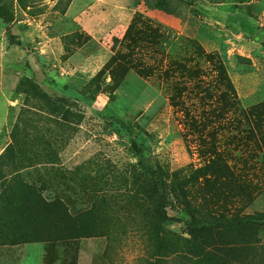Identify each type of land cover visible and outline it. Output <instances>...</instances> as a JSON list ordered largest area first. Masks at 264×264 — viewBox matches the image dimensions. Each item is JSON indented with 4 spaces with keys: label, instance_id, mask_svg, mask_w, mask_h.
Wrapping results in <instances>:
<instances>
[{
    "label": "rangeland",
    "instance_id": "1",
    "mask_svg": "<svg viewBox=\"0 0 264 264\" xmlns=\"http://www.w3.org/2000/svg\"><path fill=\"white\" fill-rule=\"evenodd\" d=\"M0 11V177L17 169L50 181L48 195L76 213L90 206L89 194L109 200L129 192L140 160L135 143L179 220L168 228L184 234L188 214L174 173L188 177L212 163L213 144L250 130L247 111L264 104V0L209 7L197 26L135 0H0ZM136 15L137 30L143 34L147 23L155 36L133 58L153 72L147 79L117 56ZM102 70L118 88L114 101L88 87ZM240 151L238 167L251 169L260 186L242 211L264 213L263 157L256 161L250 146ZM214 185L200 180L192 194L210 208L242 207L239 198L215 197ZM103 213L114 232L59 244L58 264L74 257L77 264H155L147 237L118 226L122 212ZM261 238L253 264H264V231ZM10 252L14 264L23 252V264H44L42 244L0 246V264H9ZM162 264L193 263L177 256Z\"/></svg>",
    "mask_w": 264,
    "mask_h": 264
},
{
    "label": "trees",
    "instance_id": "2",
    "mask_svg": "<svg viewBox=\"0 0 264 264\" xmlns=\"http://www.w3.org/2000/svg\"><path fill=\"white\" fill-rule=\"evenodd\" d=\"M144 5L147 11H158L180 20L190 26H197L204 18L207 8L223 4L237 7L253 0H135ZM0 11V17H4ZM143 23L136 15L122 42L118 58L134 69L142 78H149L153 72L133 64L139 48L154 43L152 27L146 23L143 34L137 30ZM138 50V51H137ZM100 71L91 79L88 87L100 89L116 99L117 86L107 83ZM247 117L252 128L217 140L212 163L194 170L188 177L181 172L174 173L175 192L182 200L188 214L184 221L185 233L177 234L168 228L169 223L179 222L168 212L167 193L152 176L147 157L135 143L139 164L132 173L129 192L123 198H91L90 206L73 213L69 204L61 196L48 195L52 183L41 181L30 172L14 169L0 181L11 176L0 191V246H20L45 244L44 264H56L60 260L58 245L75 246L81 239L108 237L114 230L104 217L106 208L122 212L117 218L118 226L138 230L147 237L149 258L155 264H162L170 257L184 258L193 264H253L254 252L261 243L264 231V213L253 214L242 211L249 206L260 191V186L251 181V169L238 167L244 158L242 149L250 146L257 159L264 163V104L251 107ZM30 167V166H27ZM67 179L66 174H62ZM213 179L211 181L210 179ZM200 180L214 182L215 197L239 198L241 208L231 203L228 207L210 208L206 201L195 199L192 190ZM128 185V184H126ZM66 186V185H65ZM72 189V187H70ZM69 247V246H68ZM67 247V248H68ZM67 249H65L66 251ZM69 264H77L74 257Z\"/></svg>",
    "mask_w": 264,
    "mask_h": 264
},
{
    "label": "crops",
    "instance_id": "3",
    "mask_svg": "<svg viewBox=\"0 0 264 264\" xmlns=\"http://www.w3.org/2000/svg\"><path fill=\"white\" fill-rule=\"evenodd\" d=\"M148 12H153V11H148ZM38 244H42V243H38ZM38 244H29V245H38ZM42 245L44 246V249H45L46 245L45 244H42ZM25 246H28V245H25ZM16 253L17 252H10L9 259H7V262L9 264H14V258H15L14 254H16ZM23 255H24V252H23V254H22L21 258H20L19 264H23V261H22L23 260ZM44 255H45V252L42 253L43 258H44ZM59 262H60V260L56 264H58Z\"/></svg>",
    "mask_w": 264,
    "mask_h": 264
}]
</instances>
